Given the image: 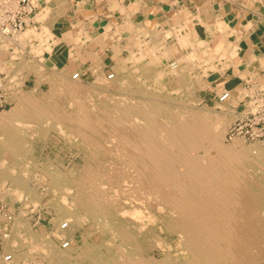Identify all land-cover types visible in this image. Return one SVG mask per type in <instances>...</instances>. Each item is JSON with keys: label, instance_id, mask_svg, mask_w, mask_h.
<instances>
[{"label": "bare ground", "instance_id": "6f19581e", "mask_svg": "<svg viewBox=\"0 0 264 264\" xmlns=\"http://www.w3.org/2000/svg\"><path fill=\"white\" fill-rule=\"evenodd\" d=\"M185 15L184 19L179 18L183 25H188L187 31L183 35L170 31L175 34L173 46L162 49L154 45L150 47L151 43L142 46L136 53L130 52L122 62L136 64L147 58L148 66L163 65L149 76L151 80H143L138 85L129 81L130 77L136 80L144 78L136 72L138 68H133L135 65L132 66L131 76L117 80V88L131 89L135 94L118 98L104 96L102 86L106 81L99 72L96 82L88 88L82 87L73 74L68 81L66 76L74 69L72 64L70 70L67 66L62 69V76L45 78L48 90L42 96L37 97L36 86L29 94L16 95L14 106L0 112L1 136L5 137L0 144L13 156L21 155L15 136L19 130L29 127L24 126L26 123L44 122L43 125L54 132L56 130L70 141L79 140L87 148L89 157L84 162V174L78 182L58 177V171L52 165L43 169L40 176L52 173V177L46 176L50 179L48 185L53 191L57 188L62 191L60 198L64 208L60 209L58 220L64 222L57 220L55 223L59 233L67 231L70 224L79 226L86 221L84 219H90L94 223L97 221L96 224L107 235L106 240H97L74 257L71 256L72 238L66 245L62 241L58 249L51 245L49 239H38L27 231L26 234L22 232L23 236L19 235L20 240L2 237L0 264H6L4 260L7 256L10 257L9 264L23 262L26 256L19 249L27 240L31 249L43 252L54 264H69L81 259H86L89 264H264V150L258 146L259 143L245 146L237 138L231 139L230 145L222 142L227 117L234 116L241 93L245 94L241 89L239 95L225 92L228 98L220 102L222 105H218L219 109L215 112L196 111L189 107L192 103L188 100L193 104L196 101L193 93L198 89L197 82L207 78L208 71L217 70L215 60L204 50L205 43L210 42L201 37L199 27L190 23L197 14L186 11ZM40 16L43 18L44 14H39L37 19ZM108 29L109 26L105 27L103 39L109 40L106 35ZM159 30L161 32L160 27ZM32 33V30H27L0 40V67L4 69L6 54L2 55L3 49H23L28 35ZM44 35L41 50L35 51L34 55H40L42 51L49 55L57 43L55 35L48 29L44 30ZM226 41L229 40L224 36L213 48L222 61L218 71L225 69L236 55L235 50L229 55L225 53ZM1 43L8 46L2 47ZM186 47L190 49L187 56L179 57L182 61L184 59L183 64L177 59L171 64L166 63L180 54L179 48ZM10 54L14 59L15 54ZM194 61L198 64L195 65ZM183 71H188L191 78L195 77V83L185 87V94L180 95L179 88L173 95H160L161 87L157 90L158 95L148 89L156 84L161 86L159 80L164 74L177 78L183 87L187 82L180 79ZM21 80L18 76L10 79L15 87ZM10 81L6 80L2 87H7ZM256 87L249 89L251 91ZM180 97H186L187 102L180 103ZM11 171L10 177L15 179L20 188L17 190L21 191L26 187L25 175L28 171L22 170L21 179L12 175L14 170ZM17 190L12 191L19 198L20 191ZM27 193L37 205L34 194L29 190ZM80 209L84 212L81 215L77 212ZM62 236V233L56 234L55 238L61 239ZM104 244L109 246L107 253L101 251ZM153 249L160 255L153 254Z\"/></svg>", "mask_w": 264, "mask_h": 264}, {"label": "rangeland", "instance_id": "374dc122", "mask_svg": "<svg viewBox=\"0 0 264 264\" xmlns=\"http://www.w3.org/2000/svg\"><path fill=\"white\" fill-rule=\"evenodd\" d=\"M39 12H40V10H38L36 13L39 14ZM185 12L186 11H180L178 17L174 18V20H176L179 17L184 19L186 16ZM36 13H35L34 17L36 16ZM196 14H197L196 18H194V19L192 18L190 23H192L191 25L193 27H196V28L199 27V30L201 32V37L203 39L207 40V42L208 41L210 42L208 44L205 43L206 45H204L205 46L204 50L207 53H210L212 59L215 60V63H216L215 70H217V71H215V72L208 71L207 72V78H205V79L202 78L199 82H197L198 89H196L195 93H193V95H194L193 97L196 100L195 101L196 103L194 102V104H193V102H190V100H188V103H192V104H189V107L195 108L196 111L201 110L203 112H207V110H208V111L215 112L219 109L218 105H222L220 102L218 103V101H217L218 97L217 96H219L221 93H225L228 91H230V93H231L230 95H232V93L239 95L240 91L241 92L243 91V93H245V94L241 93V97L243 96V98H241V97L239 98L238 105L235 107L234 116L227 117L228 118L227 119L228 124L225 127L226 128L225 129L226 130L225 135H226L231 124L239 117V112L243 109V106L241 103L243 101H245V99H246L245 97L247 95H249L250 89H252L255 86H259V83H262V82L254 80L253 79L254 75H252V76L248 75V77L246 79V80H248V81H246L247 84L245 83V85H243V87L238 86L234 90H232L231 88L228 87V83L226 82L225 76L223 73L227 72V70L229 69V65L225 69L218 71V69H220L222 67V61H220V59L218 58V54L213 49L217 45V43L220 42L221 39H223L224 36H222V35L217 36V34L215 36H213L215 34V29H214V32L211 31V32L205 33L206 24H203V22L199 21L202 24V26H204V27L200 26L197 23L198 20H200L198 13H196ZM194 15H195V13H194ZM45 16H46V14H45ZM45 16L43 18H45ZM40 18H41V16H40ZM40 18H38L39 19L38 20L36 17V19L38 21H42L43 18H41V19ZM156 23H157V25H156ZM156 23L154 25H151V26L150 25L148 26V24L144 25L141 23L135 24L134 26L126 25V26H124L125 28L124 27L119 28L115 24H112L109 26V24H108V26H109L108 31H110V32L108 33V31H107L106 35L108 34L107 37H109V40L108 39H105V40L108 42V46H111V47L115 46L117 48V49H115L116 51L114 54V61L112 62V64L109 65V68H105L103 70L102 60L99 59L98 57L97 58L94 57L93 58L94 65L89 68L90 73H88L84 76H80L79 73L77 71H75V70H77L75 68L71 73L68 74V76H66V79H68V81H69V80H71L72 74L74 75V74L78 73L79 77L73 76V78H76V80H79L80 85H82V87L85 86L84 88H88V87L92 86L93 83L96 82V79L98 78L97 75L99 72L101 74L102 78L104 77L103 79L106 81V84H104L102 86L104 96L110 95L109 98H118V97H122V95L135 94L131 89H119V88H117L118 87V85H117L118 81L117 80L123 76H125V77L131 76V72L134 70L133 68H138V70H136V72L138 74H142L146 80L142 77H138V80H136L133 77H130V80H129L130 83L131 82L137 83V85H138L139 83L143 82V80L146 82H147V80H151V78L149 76L153 75L159 69V67H161L163 65L160 66L158 64H156V65L151 64L148 66L147 65L148 64L147 58L137 61L136 64L122 63L124 60H126L129 53L130 52L136 53L139 51V48H141L142 46H145V45L149 46L151 43L152 44L150 45V47H152V45H154L153 47L162 48V49H163V47H171V46H173V44L175 42L174 36H173L175 34H172V33L176 32L177 34L183 35L188 29V25L184 24L185 25V27H184L182 21L181 22L179 21L177 23L173 22V23H171V25H163L164 27L160 26L158 24V21H156ZM135 26H137V27H135ZM154 26L156 27V29ZM216 26H217L216 30H218L219 32H223V30H224L223 27H225V26L222 25V23L217 22ZM159 27L161 28V32L159 30ZM42 28H43V30L41 32L33 31L34 34L32 33V34L28 35L29 39L26 41L25 47L23 49H21L22 51L21 50H15L12 47H10L9 49L7 48L6 50L3 49L4 50L3 52H5V53L2 52V55L5 56V54H6V56L3 59L4 69L2 68V66L0 67V77L2 78V80L4 79L2 82L5 83L6 80L10 81L11 78H17V76L20 77L22 80H21V83L19 85H16L14 82L16 87L12 86L13 83L11 81H10L11 83L9 82L7 84V87H6V85H4V88L2 87L3 90L5 89V91H4L5 93L3 95L4 99L1 100V102H3V101L4 102L2 103V108H0L1 109L0 112L1 111H7L10 108H12V106H14V99L16 98V95L18 96L20 93H22L20 95L29 94L32 91V89H34L36 86H37V94H38L37 97L42 96L48 90V84L45 81V78H48L50 76H55V75H57V76L61 75L62 76L64 74L62 72V69H65V68H63V67L61 68V67L57 66L53 60V57H54L53 51L50 52L49 55H48V53L43 52V51H42V54H40V55H36V53L34 55L35 51L41 50L43 37H45L44 30L47 28L45 25H43ZM118 28L123 30L121 32H124V35H122V36L119 35V33H118L119 29ZM129 28H131L132 30ZM169 29H172L173 31L169 30ZM174 29H176V30H174ZM28 31H30V30H28ZM115 31H116V33L113 35V33ZM111 35H113V36H111ZM137 35H138V37H137ZM149 35H151V36L149 37ZM154 36H156V37H154ZM113 39L116 43L115 42L113 43ZM147 39H148V41H147ZM142 42H145V44ZM119 44L121 45V48L118 47ZM1 45H2V43H1ZM7 46L8 45L6 43H4L2 45V47H7ZM134 48L136 49V51ZM11 49L14 52L11 51ZM189 50L190 49L188 47H186L185 49L179 48L178 54H179V52H180V54L177 55L176 57L170 58L166 63L171 64L172 62H174L177 59L180 61L181 64H183L184 59L182 61L181 58H179V57L182 55H184L182 57H186ZM224 50H225V53L227 55H229L230 53H232L235 50V46H232V44L229 41H226L224 43ZM28 51H30V52H28ZM10 53L15 54L14 59L11 58ZM52 54H53V56H52ZM7 57H9V58H7ZM235 57H236V55L232 58V60ZM156 59L159 60L158 57ZM40 60H41V62H40ZM193 63L195 65H197L198 61H194ZM132 66H134V67L132 68ZM37 69L38 70L42 69V70L39 72V71H37ZM44 70H45V72H44ZM69 70H70V68H69ZM49 71L52 73H50ZM187 72L188 71H183V74H182L183 77L180 78V79H186L187 80L186 84L183 87H182L183 83L179 84V82H177V78L174 79V77H171L169 75L164 74L162 79L159 80L160 84L162 83L161 86H157L158 84H156V85L153 84L154 89L153 88H148V89H150L153 93L158 95L159 88L161 87L162 93L160 95H163V94H172L173 95V93H175V89L179 88L180 89V95L185 94L187 92L185 90V87L189 86V84L195 83V80H194L195 77L191 78V76ZM111 75H112V78H108V76H111ZM146 76H148V77H146ZM196 77L198 78V75ZM38 78H40L39 83H38V80H39ZM263 78H264V76H263ZM188 79H190V81ZM248 84H251L253 87L251 86V88H250L248 86ZM136 86H134L133 88H135ZM163 87H165V88H163ZM242 88H243V90H242ZM239 89H241V90L239 91ZM13 93H14V95H13ZM185 99H186V97H184V98L180 97L179 102L180 103L187 102V100H185ZM43 124H45V123L44 122H42L41 124L26 123L24 126L28 125L29 127L26 126L25 129L19 130L18 131L19 134L16 131V133H17L15 136L16 137V143L18 144V148L20 149L19 152L21 151V155H20V153L17 156L11 155V152H7L8 149L6 150V148H3V146L0 144V174H1L0 175V197H1L0 198V228H1L0 229V254L2 253V245H3L2 239L4 237H7V236L10 238L16 237V240H20V236H23V234H26V231L28 232V234L30 233V235H33L34 237H36L38 239L40 237H41L40 239H43V240L49 239L48 241H52V242H50L51 245H54V247L58 248V249L61 248L60 244L62 243V241L63 242L65 241V243H68L69 238H72L73 239V242L71 245L72 250H73V251L71 250V256L72 257L76 256V254H78L82 250L86 249L87 246L94 244L97 240H100V239L106 240V238H107V235L102 232L101 227H99L98 224H96L97 221H95V223H94V221L90 220V219H84L86 221L83 222L82 224L79 223V226H77L75 224H70L67 231L65 230L63 232H60L63 234L61 239L55 238L56 234H60L58 232V230L55 229V223L60 218L58 216L60 209L62 207L64 208V205L61 202V198H60L63 196V194H62V191L60 189L57 188V189H55V191H53L52 188L48 185V181L50 180L48 178L52 177L53 174L51 173V175H49V172H48V174L46 175L48 178L46 176L42 177V176H40L41 171L43 169H46L48 166L52 165L53 167H56V169L58 171V177H62L63 179L65 178V180H67L69 182H72V180H74L72 183H76V182H78V179L80 180V178L84 174L83 168H84L86 161L88 160V157H89L88 153L89 152H88L86 147H84L80 144L79 140L70 141L71 139L63 137L56 130L54 132V130L52 128L46 127ZM12 127H14V126L12 125ZM47 128H50L49 131H47ZM51 129H52V131H50ZM1 134H3V133L0 130V140H5V137L1 136ZM45 135H46V137H45ZM225 135H224V140L222 142L224 145H230L229 143L231 142V140H229L227 138V135L226 136ZM17 138H19V139H17ZM43 138H45V139H43ZM234 139H236V138H233L232 140H234ZM237 139L242 141L243 144H245V146L256 145V144H253L254 142H247V141L242 140L241 138H237ZM258 146L262 150H264V145L259 143ZM211 155L214 156L215 153L212 152ZM9 159H11V160H9ZM24 168L27 170H25ZM11 170H14L12 175L17 177V179H21L22 170L28 171V172H26V175H25L26 187H23L21 189V191L17 190L19 187H18L15 179L10 177L11 173H12ZM82 170H83V172H82ZM75 180H77V181L75 182ZM48 186H49V188H48ZM24 188L26 190H24ZM6 189H7V191L5 192L4 190H6ZM12 190L20 191L19 198L17 197L15 192ZM28 190L34 194V202H37V205H36V203H33V201L31 200V197L27 193ZM9 191L11 192V194H9L10 193ZM2 192H4V193H2ZM73 194H75V192ZM13 196H14V198H13ZM77 212H79L78 213L79 215L84 213L83 210H81V209L77 210ZM85 215H86V213H85ZM86 217H87V215H86ZM57 222H64V221L62 219H60ZM12 223H13V225H12ZM10 227H11V229H10ZM22 232H23V234H22ZM2 233H4V234H2ZM100 242L102 243V241H100ZM22 243H23V246L21 249H19V252H22L26 257L23 260V262L20 260L19 264H54L53 260L49 256H46L43 252L38 251L37 249H34V248H32L34 250V251H32V249L30 248V243L28 242V240L24 241ZM108 247L109 246L107 244H104L103 246H101V251L103 253H107ZM30 250H31V253H29ZM153 254H155L156 256L160 255V253L157 252L155 249H153ZM78 263L79 264H89L86 259L72 261V263H69V264H78Z\"/></svg>", "mask_w": 264, "mask_h": 264}, {"label": "crops", "instance_id": "0c3cea01", "mask_svg": "<svg viewBox=\"0 0 264 264\" xmlns=\"http://www.w3.org/2000/svg\"><path fill=\"white\" fill-rule=\"evenodd\" d=\"M35 5L36 12L41 10L39 14L46 16L38 21L35 12L38 15L32 17L24 32H41L45 25L57 39L52 48L56 65L70 68L73 64L80 76L90 73L94 57L102 60L103 70L114 61L117 48L102 39L108 24L119 28L139 23L151 26L159 19L160 26L171 25L181 22L180 18L174 20L180 11H187L198 13L199 21L206 24L205 33L215 29L213 36H225L235 46L236 57L223 73L229 88L243 87L248 75L264 81V0H35ZM217 22L225 26L223 32L216 30ZM121 31L120 36L124 35Z\"/></svg>", "mask_w": 264, "mask_h": 264}, {"label": "built area", "instance_id": "2783aa9c", "mask_svg": "<svg viewBox=\"0 0 264 264\" xmlns=\"http://www.w3.org/2000/svg\"><path fill=\"white\" fill-rule=\"evenodd\" d=\"M35 12V0H0V40L24 32ZM73 76L79 77L78 73ZM108 78H112V75ZM3 80L0 77V108H2L1 100L4 99ZM248 86L251 88L252 85L248 84ZM217 97L218 102H223L228 98V94L221 93ZM245 98L241 103L243 109L229 127L227 138L229 140L241 138L247 142L264 145V82L259 83V86L251 90ZM4 261L9 264L10 257H5Z\"/></svg>", "mask_w": 264, "mask_h": 264}]
</instances>
